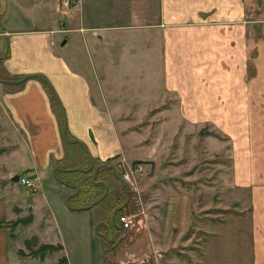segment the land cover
I'll return each instance as SVG.
<instances>
[{"label": "crops", "instance_id": "crops-1", "mask_svg": "<svg viewBox=\"0 0 264 264\" xmlns=\"http://www.w3.org/2000/svg\"><path fill=\"white\" fill-rule=\"evenodd\" d=\"M28 3L30 13H22L24 17L20 14V24H10L5 15L8 0H0L3 72L0 82L3 87L7 85L2 87L1 100L19 135L18 145L7 152L11 159L0 167V264H10L11 260L5 222L28 214L32 217L33 206L27 212L26 203L19 199L23 196L22 189L20 193L14 190L18 180L9 178L18 172L12 162L15 154L22 157L20 167L29 169L24 173L35 180L30 189L38 188L42 179L51 174V180H60L69 192H75L72 182L56 177L58 168L85 170L82 165L86 159L90 162L120 153L121 140L108 107L99 104L89 75L76 65L81 62L79 53L66 54L60 49L67 43V32L71 30L78 31L93 46L99 75L114 68L106 64L107 50L113 47L118 51L124 45L138 47L141 55L119 54L121 64L115 68L132 72L139 69L141 74L159 77L165 91L175 99L181 120L188 122V117L199 120L211 115L219 125L244 123L243 150L238 155L241 162L234 165L232 173L238 185L248 188L250 218L264 225V133L251 119L252 110L264 109V20L252 18V13H264V0H70L68 4L63 0H28ZM19 4L23 5L21 1ZM60 32L67 38L63 44L58 40ZM95 46L100 48L96 51ZM140 62L147 65L139 67ZM35 73L49 81L51 90ZM18 75L22 78L17 79ZM241 111L243 118L239 119L237 113ZM70 146H74V157L78 160L73 165L65 163L66 149ZM0 148L1 158L5 148ZM163 201L162 223L166 230L186 229L187 206L192 202L186 192L170 191ZM116 228L125 231L120 225ZM149 231L159 236L158 232ZM43 239L39 237L46 241ZM260 251L264 254V247ZM248 261L250 264L249 257ZM118 262L122 263L121 259Z\"/></svg>", "mask_w": 264, "mask_h": 264}, {"label": "rangeland", "instance_id": "rangeland-1", "mask_svg": "<svg viewBox=\"0 0 264 264\" xmlns=\"http://www.w3.org/2000/svg\"><path fill=\"white\" fill-rule=\"evenodd\" d=\"M8 4L5 15L10 24L19 23L20 14L30 13L28 0H8ZM252 18L264 20V13H252ZM67 33L69 39L60 47L61 51L79 53L81 62L76 65L89 75L96 100L108 107L121 140L120 153L110 160L116 173L121 176L125 169L133 170L138 163L143 167L133 172L134 183L124 180L126 190H120L122 179L100 164L105 159L90 162L86 159L82 167H98L95 176L105 182L106 188L96 202L84 209H74L65 201L72 190L69 192L60 180H51V174L42 179L43 183L35 190L16 182L14 190L20 193L22 189L23 196L19 199L26 203V211L33 206L29 222L35 219L25 224L20 221L13 228L9 227L13 219L5 222L9 263L54 264L65 255L63 264H202L204 258L212 264L243 261L248 264V257L250 264H264V254L260 251L264 247V225L250 218L248 188L238 185L232 173L234 165L241 162L238 155L243 150L244 123L229 126L220 120L219 125L211 115L199 120L188 117V122L181 120L175 99L165 91L159 77L147 76V72L141 74L139 69L132 72L115 68L121 64L119 54L141 55L138 47L124 45L121 53L120 48L107 50L106 64L114 68L99 75L93 46L88 45L78 31ZM64 35L59 33V42ZM95 47L96 51L100 48ZM141 65L145 67L147 62H140L139 67ZM2 87L0 82V146L5 148L0 167L11 159L7 152L18 145L19 136L2 105V89L7 85ZM251 112V119L264 133V109ZM239 113L237 116L242 119L243 111ZM73 147L66 149L65 163L69 165L78 161ZM24 154L28 159L26 150ZM14 157L12 162L16 163L17 171L24 173V168L20 167L22 157L18 154ZM82 175L89 174L82 172ZM60 176L74 180L69 172L58 168L56 177ZM93 190L95 194L100 191ZM175 190L185 191L192 202L187 206L186 229L175 227L169 232L162 223L163 200L168 192ZM118 204L122 207L119 214L133 213L136 220L135 225L123 231L125 234L116 228L119 223L113 212H117L114 206ZM149 230L158 232L159 236L151 235ZM37 234L48 242L62 243L59 251H48L44 257L32 255L26 239L36 237L32 243L34 248L46 242L39 240ZM260 252L263 255L258 254ZM120 259L122 263L118 262Z\"/></svg>", "mask_w": 264, "mask_h": 264}, {"label": "trees", "instance_id": "trees-1", "mask_svg": "<svg viewBox=\"0 0 264 264\" xmlns=\"http://www.w3.org/2000/svg\"><path fill=\"white\" fill-rule=\"evenodd\" d=\"M35 75L40 77V79H43V82L51 90L49 83H48L49 81L47 79L40 76V74H38V73H35ZM15 77L17 79H21L22 75H18ZM51 95L52 96L54 95L53 91H52ZM0 150H1V148H0ZM112 157L113 156L105 158V162H102L100 164L105 166L104 169H107V170L110 169L111 172L116 173L115 166L110 162ZM27 171H29V169H26L24 172H27ZM97 171L99 172L98 167H94L92 169L91 168L85 169V170L77 167V168H71L70 170L69 169L66 170V172H69V174L74 178V180H70L67 177L60 176L63 179V181L72 182L76 188L75 192L66 196V201L68 202V204L71 205L72 208H74V209L80 208L81 209L84 206L92 204V202H94V201L96 202V200L102 196V194L105 191L106 184L102 179H100V177L95 176L98 173ZM82 172L88 173L89 175L84 176V175H82ZM117 177L120 178V174ZM94 188H97V190H100V191H97V193L95 194L96 191L93 190ZM119 188H120V190L125 189V184H123L122 186H120V184H119ZM120 210H122L121 204L114 206V211H117L116 213L113 212L114 213L113 215L116 217L115 220L119 219L118 214H119ZM29 220H31V216L29 214L27 216H23L21 218L17 217L10 222L9 227L13 228L14 225L20 221L22 222V224H25L26 222H29ZM35 240H36V237L32 236V239L31 238L26 239V241H25L26 244L31 246L29 248V252L34 256L37 255L39 257H44V254L48 253V251L58 250L61 247L60 243L56 244V243H50V242H47V243L46 242H40V243H38V246H36L34 248L32 246V243L34 244ZM65 258H66V256L63 255L62 257L57 259L56 263H54V264H63L65 261Z\"/></svg>", "mask_w": 264, "mask_h": 264}, {"label": "built area", "instance_id": "built-area-1", "mask_svg": "<svg viewBox=\"0 0 264 264\" xmlns=\"http://www.w3.org/2000/svg\"><path fill=\"white\" fill-rule=\"evenodd\" d=\"M70 0H63V2L65 3H69ZM143 166L138 163L135 167H133V170L132 168H129L128 170L125 169V171L122 172V175L121 177H123L124 180H127L129 181L131 184H133L134 180H132V174L134 172L137 173V171L139 172L141 170ZM141 173V172H140ZM134 178V176H133ZM18 181H20L22 184L26 185V186H29V187H33L34 186V183H35V180L30 176V174H27V173H23V174H19L18 175ZM118 220V223L121 225V227L123 228H128V227H131L133 225H135V222L136 220L134 221V214L133 213H126V212H122V214L120 213L119 214V219Z\"/></svg>", "mask_w": 264, "mask_h": 264}, {"label": "water", "instance_id": "water-1", "mask_svg": "<svg viewBox=\"0 0 264 264\" xmlns=\"http://www.w3.org/2000/svg\"><path fill=\"white\" fill-rule=\"evenodd\" d=\"M61 40H62V41H61V44L65 43V42H66V37H63ZM0 80H2V78H0ZM3 80H5V79H3ZM17 177H18V172H14L13 174L10 175L9 178H10L11 180H16ZM92 203H93V202H92ZM87 206H88V205H87ZM84 207H85V206H84ZM84 207H83V208H84ZM105 249H106V248H105ZM105 249H104V250H105ZM104 250H103V251H104Z\"/></svg>", "mask_w": 264, "mask_h": 264}]
</instances>
